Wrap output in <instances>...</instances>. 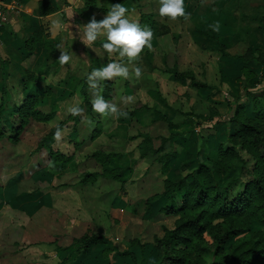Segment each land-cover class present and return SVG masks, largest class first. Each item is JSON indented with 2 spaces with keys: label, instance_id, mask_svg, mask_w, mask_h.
Here are the masks:
<instances>
[{
  "label": "rangeland",
  "instance_id": "obj_1",
  "mask_svg": "<svg viewBox=\"0 0 264 264\" xmlns=\"http://www.w3.org/2000/svg\"><path fill=\"white\" fill-rule=\"evenodd\" d=\"M72 1L69 18L62 11L33 35L52 40L55 50L39 42L29 51L25 35L12 49L0 48V264H156V238L178 218L162 211L168 203L165 179L185 162L195 169L207 153L226 145L234 149L229 136L235 106L227 97L242 96L246 112L255 116L245 85L258 90L264 82L245 81L243 69L264 70V62L246 58L250 49L264 51V0H184L185 15L175 19L160 17L159 0H95L94 9L84 8L86 0ZM115 3L153 33L151 48L131 62L108 55L102 47L106 36L91 48L79 38L83 24L93 15L103 19ZM61 49L70 56L64 64ZM110 62L127 66L128 77L94 78L90 86L88 75ZM174 70H191L214 89H197ZM97 95L126 115L94 111L88 102ZM36 106L43 116L34 115ZM75 107L82 110L77 115L69 111ZM56 127L61 139L39 147ZM165 152L175 156L163 170L158 158ZM56 153L70 160L61 163L53 159ZM97 153L113 156L102 161ZM114 169L120 178L83 181L86 173ZM231 174L223 169L219 177L224 181ZM246 179L245 174L240 182ZM184 194L177 193L176 203ZM87 232L103 239L77 254L80 244L73 241ZM106 248L112 249L108 257ZM124 250L136 262L119 254Z\"/></svg>",
  "mask_w": 264,
  "mask_h": 264
},
{
  "label": "trees",
  "instance_id": "obj_2",
  "mask_svg": "<svg viewBox=\"0 0 264 264\" xmlns=\"http://www.w3.org/2000/svg\"><path fill=\"white\" fill-rule=\"evenodd\" d=\"M95 4V0H86L84 8L94 9ZM262 20L264 24V17ZM39 42L41 46L55 50L52 40L42 41L37 35L29 41L28 49L33 50ZM246 58L264 62V51L250 49ZM243 72L245 81L259 77L258 84L264 82V70L258 73L245 68ZM173 73L179 79H189L197 89H214V86L197 79L191 70H174ZM245 90L246 95L251 96L254 117L246 112L247 105L242 102V96L226 98L229 105L235 106L230 118L234 132L229 136L234 149L226 145L219 152L207 153V159L195 169H189L188 162H185L177 172L165 179L164 193L168 195V203L162 211L168 216L177 215L178 218L173 227L165 229L164 236L156 238V264H263L264 230H252L251 227L254 223L264 225V87L250 90L245 85ZM88 105L93 108L91 102ZM33 113L43 116L37 106ZM49 116L51 114L45 118ZM56 129L41 140L39 147L53 139ZM170 137L163 139L169 141ZM97 155L102 161L113 156L104 153ZM174 156V152L160 154L158 159L162 162L163 170ZM54 158L64 161L61 163L70 160L69 156L57 153ZM223 169L226 173H232L224 181L219 177ZM245 174L246 181L240 182ZM101 176L117 179L121 177V171L114 169L104 173H86L83 181L94 182ZM236 185L240 188L235 189ZM176 192L185 193L181 205L176 203ZM234 237H237L236 240L226 247V242ZM102 239L100 233L87 232L73 242L80 244L77 254H86ZM111 252V248H106L103 256L108 257ZM119 254L130 255L136 262L135 254L129 250L119 251ZM66 263L67 259L59 264Z\"/></svg>",
  "mask_w": 264,
  "mask_h": 264
},
{
  "label": "clouds",
  "instance_id": "obj_3",
  "mask_svg": "<svg viewBox=\"0 0 264 264\" xmlns=\"http://www.w3.org/2000/svg\"><path fill=\"white\" fill-rule=\"evenodd\" d=\"M159 15L160 17H168L175 19L185 15L184 0H159ZM128 9L121 3H115L107 11L103 19L97 20L95 15L85 24H83V35L79 37L81 41L91 48L93 42L97 41L98 37L106 36L102 41L103 49L111 56L113 53L119 57H127L129 62L138 57L141 50L147 46L151 48L152 30L148 27H141L137 22L129 20L126 16ZM95 50V49H93ZM70 60L68 53L61 49L59 61L61 64L67 63ZM137 77L140 76V69H134ZM129 75L128 67L123 63L110 62L106 66L94 69L88 75L89 85L95 87L96 79L105 80L112 77L127 78ZM93 110L103 116L109 114L126 115L119 112L116 105L111 104L101 96H96L93 101ZM69 111L73 115L79 114L82 110L78 107L71 108ZM54 139L59 141L62 136V131L57 127L53 134Z\"/></svg>",
  "mask_w": 264,
  "mask_h": 264
},
{
  "label": "crops",
  "instance_id": "obj_4",
  "mask_svg": "<svg viewBox=\"0 0 264 264\" xmlns=\"http://www.w3.org/2000/svg\"><path fill=\"white\" fill-rule=\"evenodd\" d=\"M2 2L6 12V18L0 30L2 50L9 49L12 44L22 41L24 35L26 36L25 46L29 50L27 47L29 41L34 34L46 28L45 22L62 11L64 17V12L68 14V18L69 11L73 12L72 0H2ZM13 50L16 53V50Z\"/></svg>",
  "mask_w": 264,
  "mask_h": 264
},
{
  "label": "built area",
  "instance_id": "obj_5",
  "mask_svg": "<svg viewBox=\"0 0 264 264\" xmlns=\"http://www.w3.org/2000/svg\"><path fill=\"white\" fill-rule=\"evenodd\" d=\"M5 18H6L5 5L2 2V0H0V30L5 21Z\"/></svg>",
  "mask_w": 264,
  "mask_h": 264
}]
</instances>
